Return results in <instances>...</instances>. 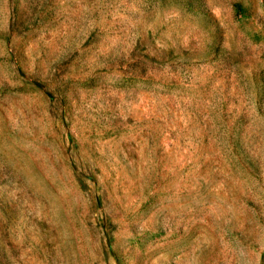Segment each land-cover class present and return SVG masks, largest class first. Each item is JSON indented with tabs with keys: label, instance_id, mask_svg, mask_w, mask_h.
I'll list each match as a JSON object with an SVG mask.
<instances>
[{
	"label": "rangeland",
	"instance_id": "1",
	"mask_svg": "<svg viewBox=\"0 0 264 264\" xmlns=\"http://www.w3.org/2000/svg\"><path fill=\"white\" fill-rule=\"evenodd\" d=\"M0 264H264V0H0Z\"/></svg>",
	"mask_w": 264,
	"mask_h": 264
}]
</instances>
